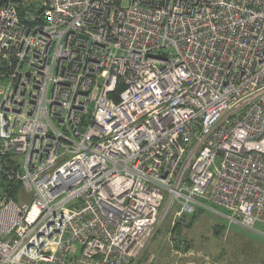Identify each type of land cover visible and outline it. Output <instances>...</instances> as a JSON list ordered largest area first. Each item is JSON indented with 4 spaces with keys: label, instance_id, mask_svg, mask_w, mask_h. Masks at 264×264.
<instances>
[{
    "label": "built area",
    "instance_id": "2783aa9c",
    "mask_svg": "<svg viewBox=\"0 0 264 264\" xmlns=\"http://www.w3.org/2000/svg\"><path fill=\"white\" fill-rule=\"evenodd\" d=\"M32 4L0 1V264H136L166 192L253 228L264 0Z\"/></svg>",
    "mask_w": 264,
    "mask_h": 264
},
{
    "label": "rangeland",
    "instance_id": "374dc122",
    "mask_svg": "<svg viewBox=\"0 0 264 264\" xmlns=\"http://www.w3.org/2000/svg\"><path fill=\"white\" fill-rule=\"evenodd\" d=\"M32 2L37 13L42 0ZM21 196L28 199L30 194ZM168 198L166 192L160 224L145 245L140 264H264V212L253 228H247L231 222L223 207L200 198L193 213L178 218V203L164 210Z\"/></svg>",
    "mask_w": 264,
    "mask_h": 264
},
{
    "label": "trees",
    "instance_id": "16d2710c",
    "mask_svg": "<svg viewBox=\"0 0 264 264\" xmlns=\"http://www.w3.org/2000/svg\"><path fill=\"white\" fill-rule=\"evenodd\" d=\"M1 1V0H0ZM29 10H35L36 12V7L34 6V4H32L31 8L28 7ZM41 11V9L39 11H37L38 13ZM21 13L22 15L25 14V9L21 8ZM121 87H118V90H121ZM2 184L3 187L6 188V190L9 192V195L12 196L13 198L17 199V195L19 193L20 190V184L19 183H10L8 180H6L5 176L2 179ZM136 264H140L139 262H137Z\"/></svg>",
    "mask_w": 264,
    "mask_h": 264
}]
</instances>
